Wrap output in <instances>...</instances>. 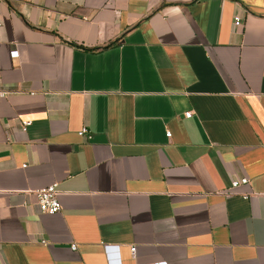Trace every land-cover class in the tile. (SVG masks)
<instances>
[{
  "label": "crops",
  "instance_id": "obj_1",
  "mask_svg": "<svg viewBox=\"0 0 264 264\" xmlns=\"http://www.w3.org/2000/svg\"><path fill=\"white\" fill-rule=\"evenodd\" d=\"M0 16V264H264V0Z\"/></svg>",
  "mask_w": 264,
  "mask_h": 264
},
{
  "label": "built area",
  "instance_id": "obj_2",
  "mask_svg": "<svg viewBox=\"0 0 264 264\" xmlns=\"http://www.w3.org/2000/svg\"><path fill=\"white\" fill-rule=\"evenodd\" d=\"M242 23V18L239 15L234 16V25H240ZM3 25V19L0 16V28ZM1 40V37H0ZM12 55H17L18 50L17 49H12L11 50ZM5 90L0 89V94L3 95L5 94ZM192 113V110H187L185 111V116H190ZM21 129L23 131L26 130L27 126L31 123L30 119H22L21 121ZM78 133L83 136L89 137L90 134H88V130L86 127H82L80 130H78ZM167 134L170 135V132L167 131ZM248 182V177L247 176H242L240 178H234L231 180V186L236 187L241 183H247ZM36 198H37V208L40 212H48V213H54L61 208V202L58 198V190L56 188L55 183L48 184L46 186L37 188L35 191ZM41 241H45V239H42ZM71 248L75 249L76 244L72 243ZM131 252L132 255L135 253V247L131 246Z\"/></svg>",
  "mask_w": 264,
  "mask_h": 264
}]
</instances>
